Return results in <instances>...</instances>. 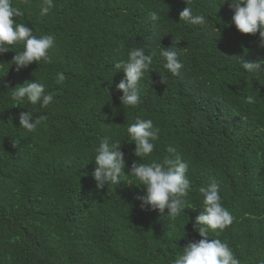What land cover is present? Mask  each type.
<instances>
[{
    "label": "trees",
    "instance_id": "trees-1",
    "mask_svg": "<svg viewBox=\"0 0 264 264\" xmlns=\"http://www.w3.org/2000/svg\"><path fill=\"white\" fill-rule=\"evenodd\" d=\"M228 2L191 0L207 23L189 26L180 21L184 0H54L44 16L42 0H13L23 12L14 21L56 39L47 65L16 71L10 62L22 46L0 56V264H172L202 239L193 227L203 210L199 189L212 182L233 222L208 239L228 243L241 264L264 262V73L241 66L264 59V49L259 33L231 23ZM160 46L181 53L180 75L163 68ZM135 47L154 56L139 82L142 102L130 108L115 89L124 73L113 65ZM35 80L54 93L47 108L10 99ZM27 111L47 116L35 132L19 128ZM137 118L160 129L140 161L127 134ZM105 137L121 145L126 173L134 161L162 162L175 148L188 165L191 209L175 219L167 209L142 210L146 190L128 185L137 183L130 175L98 191L93 160Z\"/></svg>",
    "mask_w": 264,
    "mask_h": 264
},
{
    "label": "clouds",
    "instance_id": "clouds-1",
    "mask_svg": "<svg viewBox=\"0 0 264 264\" xmlns=\"http://www.w3.org/2000/svg\"><path fill=\"white\" fill-rule=\"evenodd\" d=\"M184 2L187 6L180 12V21L189 26L206 25L204 15L193 13L192 7L189 6L191 0ZM228 6L234 12L231 23L238 32L251 35L259 33L258 46L264 49V0H229ZM54 7V0H42L40 15L49 14ZM22 15L21 9L13 6V0H0V56L12 51L14 46H22V51L14 52L15 55L10 62L11 66L15 65L18 72L33 63L37 65L50 63L49 50L54 46L56 39L51 34L38 37L33 34L32 28L18 22L17 19L14 21V18ZM149 18L157 22L159 15L157 12H151ZM160 49L163 68L173 76L180 75L184 67L179 60L181 53L174 48L160 46ZM183 50L181 49V52ZM153 56L154 54H146L144 48L135 47L128 52L126 60L114 63L115 73L120 71L124 73V78L115 85L116 91L122 93L120 100L123 106L136 108L141 104L139 82L146 73L149 75ZM241 66L248 73H264V59L256 62L242 60ZM66 79L63 72L56 73V84L63 85ZM10 99L16 104L47 108L53 103L54 93L46 92L45 85L35 80L12 89ZM246 103H255V98L247 96ZM46 120V115L34 118L30 111L21 112L19 128L35 132ZM159 132L160 129L154 126L151 119L137 118L134 123L127 125V134L135 144L134 155L139 161L153 153L154 142L159 139ZM167 151L173 156H165L162 162L134 161L126 173L125 154L121 151V145L118 142L110 143L107 137L102 138L93 160L96 166L93 172L96 189L102 190L109 184L118 185L123 178L130 175L137 183L130 182L128 185L142 186L146 190L144 195L138 197L142 210L159 211L163 214L167 209V217L175 219L184 213L185 209L192 207L187 201L191 182L187 175L188 165L183 162L180 154L173 147H169ZM199 192L203 197V210L196 216L193 227L202 239L189 242L172 264H241L228 243L220 239H208L211 232L219 236L233 222L231 213L221 203L218 185L212 182L200 187Z\"/></svg>",
    "mask_w": 264,
    "mask_h": 264
}]
</instances>
